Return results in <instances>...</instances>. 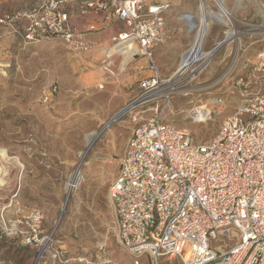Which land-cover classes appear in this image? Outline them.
Returning <instances> with one entry per match:
<instances>
[{
    "label": "rangeland",
    "instance_id": "1",
    "mask_svg": "<svg viewBox=\"0 0 264 264\" xmlns=\"http://www.w3.org/2000/svg\"><path fill=\"white\" fill-rule=\"evenodd\" d=\"M179 1L183 19L167 21L184 34L188 49L174 47L168 38L153 51L160 76L178 85L168 104L141 90V81L155 75L149 59L133 57L125 68L123 56L111 53L112 39L101 31L82 44L62 39L27 44L0 25V154L8 153L5 159L0 155L7 171L0 187V264H134L118 242L109 199L132 131L158 111L195 143L213 140L241 103L237 82L247 76L245 64L256 63L264 47V0H224L238 37L227 41L229 27L210 18L202 45L213 54L210 62L196 72L201 62L179 71L196 35L186 17L199 25L202 3L221 11L217 0ZM39 2L0 0V18L30 11ZM65 8L78 13L76 3ZM105 52L113 55L110 72ZM54 84L57 92L46 100ZM137 99L141 103L132 113L115 119ZM216 99H223L221 106ZM201 106L212 110L206 123L196 121ZM93 133L99 137L91 146L86 138ZM78 170L82 182L70 192L58 224L70 176Z\"/></svg>",
    "mask_w": 264,
    "mask_h": 264
},
{
    "label": "built area",
    "instance_id": "2",
    "mask_svg": "<svg viewBox=\"0 0 264 264\" xmlns=\"http://www.w3.org/2000/svg\"><path fill=\"white\" fill-rule=\"evenodd\" d=\"M76 0H40L30 11L7 14L0 25L24 43L62 39L82 44L72 13ZM82 17L106 15L126 30L112 39L120 49L132 41L155 75L141 81L145 96L167 104L177 83L164 80L153 50L167 40L170 4L149 0H83ZM88 26V32L95 31ZM119 52L117 51L116 54ZM113 55L106 54L110 72ZM109 60V61H108ZM237 86L241 103L217 136L197 144L189 132L166 123L157 113L132 131L109 189L120 246L149 264H264V47L258 60L245 64ZM57 92L51 86L46 100ZM140 99L132 102L134 109ZM215 103L222 105L223 99Z\"/></svg>",
    "mask_w": 264,
    "mask_h": 264
},
{
    "label": "bare ground",
    "instance_id": "3",
    "mask_svg": "<svg viewBox=\"0 0 264 264\" xmlns=\"http://www.w3.org/2000/svg\"><path fill=\"white\" fill-rule=\"evenodd\" d=\"M217 4L220 6L221 10L220 12H214L212 10H208L203 3L200 5L199 8V18H200V24L196 27H190L191 31H196L194 42L191 46V48L183 54L182 62L179 65V71L185 72L192 68V66H195L194 64L196 62H201L202 65L198 69H193V72H196L197 70L204 68L208 65L210 62L213 54L212 53H205L202 51V45L204 44V37L207 34V30L209 27V21L205 20L206 16H209L210 18L215 19L216 21L220 22L221 24H224L225 26L229 27V30L226 31V38L228 40H232L234 38L238 37V32L235 31L232 27V21L230 18V12L228 11L224 0H217ZM120 49L114 48L111 50V53L118 51L120 55L123 56V66L125 67L128 65L132 60L134 54L138 53L139 50L137 46L132 41H126L120 45ZM187 55L185 56V54ZM126 68V67H125ZM134 109V105L129 106L115 118L130 112L132 113V110ZM212 114V110L208 109L206 106H201L200 108L196 109V121L198 123H206L208 120H210ZM114 121V120H113ZM99 135L93 133L87 136L86 140L87 143L92 146V144L97 140ZM1 157L7 158L8 153L5 150L1 151ZM81 158H84L86 154L82 153L80 154ZM7 176V171L4 170L2 167H0V187L5 185V177ZM82 175L81 171L78 170L77 172L73 173L70 176V183L68 184V191L71 192L73 188H77L80 183L82 182Z\"/></svg>",
    "mask_w": 264,
    "mask_h": 264
},
{
    "label": "crops",
    "instance_id": "4",
    "mask_svg": "<svg viewBox=\"0 0 264 264\" xmlns=\"http://www.w3.org/2000/svg\"><path fill=\"white\" fill-rule=\"evenodd\" d=\"M83 1V0H81ZM151 1V0H150ZM80 3V1H79ZM78 0H76V4L78 6ZM153 4H170V9L167 11V16H166V34H167V39L171 38L174 39L173 42L171 43L174 47L180 49V48H187L188 49V40L186 41L184 34L181 32H178V27L176 26L175 28L169 27V22L167 21V18H173L174 22L177 24L179 23V20L181 21L183 11L181 9V2L179 0H156V1H151ZM78 13L75 15L72 13V18H73V23L77 30H79L81 33L84 32L82 40L84 42H88L90 40L89 35H92L93 32H98L101 31V33L105 35V37L110 39H113L115 36L118 35V33L126 30V26L124 23L118 21L114 17L108 20L106 18V15H87L85 17H82V15L79 12V7H78ZM200 12L198 11V14ZM185 16V15H183ZM199 16V15H198ZM94 24L95 25V31L88 32L86 31L88 26ZM122 26L124 27L122 29ZM107 41V40H106ZM154 51V50H153ZM188 51V50H187ZM186 51V52H187ZM185 53V52H184ZM106 52L104 53V57L106 59ZM147 261V260H146ZM141 264H149L148 261L144 263L143 261Z\"/></svg>",
    "mask_w": 264,
    "mask_h": 264
},
{
    "label": "water",
    "instance_id": "5",
    "mask_svg": "<svg viewBox=\"0 0 264 264\" xmlns=\"http://www.w3.org/2000/svg\"><path fill=\"white\" fill-rule=\"evenodd\" d=\"M222 11V10H221ZM223 12V11H222ZM200 14V13H199ZM186 19H187V21H188V23H189V25H190V27H196L197 25L194 23V21H193V16H187L186 17ZM209 19H210V17L209 16H206L205 17V20L206 21H209ZM187 55V53L185 54V56ZM69 198H70V192L68 193V196H67V200H66V204H65V206H64V208H63V211H62V213H61V216H60V220L58 221V224L60 223V221L62 220V218H63V215H64V212H65V209H66V206H67V204H68V201H69Z\"/></svg>",
    "mask_w": 264,
    "mask_h": 264
}]
</instances>
